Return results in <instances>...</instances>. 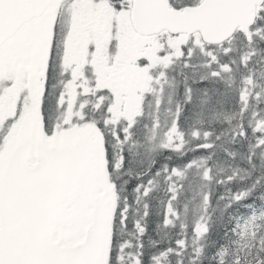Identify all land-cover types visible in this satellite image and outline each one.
I'll use <instances>...</instances> for the list:
<instances>
[{
	"label": "snow or ice",
	"instance_id": "6c2138e0",
	"mask_svg": "<svg viewBox=\"0 0 264 264\" xmlns=\"http://www.w3.org/2000/svg\"><path fill=\"white\" fill-rule=\"evenodd\" d=\"M0 264H264V0H0Z\"/></svg>",
	"mask_w": 264,
	"mask_h": 264
}]
</instances>
